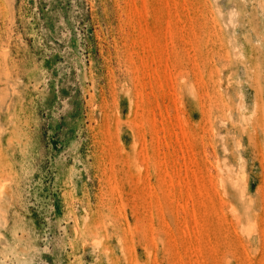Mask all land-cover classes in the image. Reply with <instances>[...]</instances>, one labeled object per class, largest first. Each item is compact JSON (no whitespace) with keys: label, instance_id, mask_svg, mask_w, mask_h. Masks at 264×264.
I'll return each mask as SVG.
<instances>
[{"label":"rangeland","instance_id":"rangeland-1","mask_svg":"<svg viewBox=\"0 0 264 264\" xmlns=\"http://www.w3.org/2000/svg\"><path fill=\"white\" fill-rule=\"evenodd\" d=\"M0 264H264V0H0Z\"/></svg>","mask_w":264,"mask_h":264}]
</instances>
